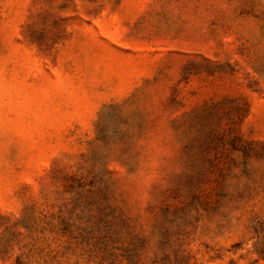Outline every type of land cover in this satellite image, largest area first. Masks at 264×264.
I'll return each instance as SVG.
<instances>
[{
    "label": "rangeland",
    "instance_id": "374dc122",
    "mask_svg": "<svg viewBox=\"0 0 264 264\" xmlns=\"http://www.w3.org/2000/svg\"><path fill=\"white\" fill-rule=\"evenodd\" d=\"M0 264H264V0H0Z\"/></svg>",
    "mask_w": 264,
    "mask_h": 264
}]
</instances>
